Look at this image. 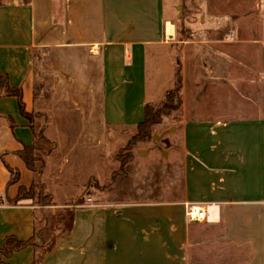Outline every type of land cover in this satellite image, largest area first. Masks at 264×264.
<instances>
[{
  "label": "crops",
  "instance_id": "1",
  "mask_svg": "<svg viewBox=\"0 0 264 264\" xmlns=\"http://www.w3.org/2000/svg\"><path fill=\"white\" fill-rule=\"evenodd\" d=\"M260 5L256 30L246 29L249 37L235 43L233 30L222 35L224 30L212 28L209 40L180 42V54L173 24L167 32L172 21L165 0H0V73L10 85L24 87L27 110L34 105L26 89L34 53L49 51L53 66L50 115L42 131L51 147L39 159L43 169L29 168L19 153L37 142L39 128L20 111L16 95H0V247L11 235L37 243L14 250L6 262L222 264L240 259L264 264V0ZM190 42L197 78L208 74L212 85H241V93L224 99L216 92L210 99L217 108L209 109L228 111L227 121L186 126L184 132L203 138L225 133L226 142L217 137L216 142L178 144V152L193 148L200 156L184 160L182 199L109 197L103 186L95 194L86 190L101 176L95 166L78 167L82 158H96L83 150H102L107 134L116 139L136 129L144 104L163 99L175 86L178 57L185 78ZM97 155L101 160L105 154ZM40 176L42 185H35ZM81 177L83 189L70 188ZM56 185L65 187L58 191ZM40 193L49 199L41 201ZM185 200H211L207 203L217 209L214 213L211 206L207 222H188L180 204ZM49 242L50 249L35 263L39 246ZM201 248L205 252L199 256Z\"/></svg>",
  "mask_w": 264,
  "mask_h": 264
},
{
  "label": "rangeland",
  "instance_id": "2",
  "mask_svg": "<svg viewBox=\"0 0 264 264\" xmlns=\"http://www.w3.org/2000/svg\"><path fill=\"white\" fill-rule=\"evenodd\" d=\"M260 2L261 0H165L167 16L175 27L174 39L179 44L177 52L181 54L183 47H181L182 43L180 42L183 40H209L211 37H214L210 32L212 28L213 30H224L222 35L228 30H233L235 35L233 41L235 43H237V40L242 39L243 35L249 37L246 31L250 30V34H252L259 24L257 13L260 11ZM189 44L185 61L187 71L185 78L182 79V86L179 92L180 103L175 100L177 107L161 116L159 122L152 124L149 137L145 140L136 141L131 146V149H126L125 145L136 129L132 132L121 133L116 139H111L110 134H107L102 150L99 148L83 150V153L91 157L93 153H96V158L84 157L82 158L83 161L82 159L80 160L82 164L79 163L78 167L82 169L83 165L86 164L95 166L96 171H99L98 173L101 176L98 181L94 182V180H91L89 184H85L86 190H91L95 194L98 191L97 188L103 186L109 188V197L134 199V197L140 198L142 195H145L144 197H162L168 200L182 199L181 197L185 194L184 160L188 159L190 161L189 157L199 160L200 156L195 153L196 151L193 148L184 149V147H181V152H178L176 149L178 144L183 141H189L194 145L203 140L216 142L218 141L217 137L226 142L227 136L225 133H221L215 138H203L202 133L184 132L186 126L198 124L205 126L217 120L227 121L230 118L227 114L228 111L209 109L211 106L213 109L217 108L213 107L216 106V103L211 102L210 99L217 98L218 94L216 92L222 93L224 99L231 96L232 93H241V85L234 84V86L230 87L226 86L225 83L220 85L217 82H215V85H212V79L208 74H204L205 77L203 78H197V74L194 72L197 62L192 59L194 43L190 42ZM239 53L237 51L235 54V60L241 59V54L239 55ZM52 67L51 53L49 51L46 53L39 50L34 53L32 70L29 81L26 82V89L30 88L32 99H34V105L32 107L28 105V109L34 113L32 120L37 128H45L46 124H48L46 116L50 115L47 111V104L50 95ZM237 67L241 68V65L236 64V75H241L242 70ZM206 70L209 71V69ZM237 102L235 100V104ZM154 105L155 108L159 107V105ZM239 136L241 138L239 137L238 141L242 142L243 134L240 133ZM73 138L74 135L72 133L70 134V140ZM119 145L121 147L115 154V150ZM40 146H42L44 152H36L39 157L43 158V153L51 147V144L42 142ZM221 146L226 148L227 145L222 144ZM118 152L124 157L129 156V154L131 155L122 171H119L120 158L118 159ZM97 153L105 154L103 159L101 157V160H99ZM75 158L77 157L74 155L72 160ZM35 164L38 169L40 167L41 169L44 168V165L39 160ZM207 168H211V166L208 165ZM222 169L225 170L224 168ZM113 170L119 172L111 174ZM42 177L44 178L45 176L43 175ZM38 180L35 185L40 184L39 186H41V176ZM82 183L84 182L81 177L70 188L83 189ZM63 187L65 186L56 185L58 191H62ZM27 192L24 191L23 194L26 195ZM42 196L44 194H41L37 198ZM208 201L195 202L207 203ZM204 222L207 221H198L197 223ZM204 252L205 250L201 248L200 251L198 249L197 254L201 256ZM244 263L245 261L240 259L222 261V264Z\"/></svg>",
  "mask_w": 264,
  "mask_h": 264
},
{
  "label": "trees",
  "instance_id": "3",
  "mask_svg": "<svg viewBox=\"0 0 264 264\" xmlns=\"http://www.w3.org/2000/svg\"><path fill=\"white\" fill-rule=\"evenodd\" d=\"M182 64L180 58L178 57L177 68H176V83L175 86L171 89H168L165 93V97L159 101L151 102L147 101L144 104V118L137 124L135 133L131 136L128 140L127 144L125 145L126 149H131V146L138 140H145L150 135V130L152 124L155 122H159L161 116L169 113L171 109L177 107L176 101L180 103V88L182 86ZM25 91L23 86H12L8 81V77L6 74L0 73V95H16L19 99L20 104V111L29 117L30 119L33 118V111L26 109L25 103ZM176 100V101H175ZM154 104L159 105V107L155 108ZM176 105V106H175ZM179 105V104H178ZM34 127V125L32 124ZM35 128V127H34ZM43 128H39V130L35 132L37 142L33 145L26 146L22 149L19 153L22 155L24 160L26 161L29 168L33 170H37L36 161L40 159L37 154V150L39 149L40 143L42 142H49L43 136ZM42 141V142H41ZM130 154L127 157H124L121 153L118 152V158H120V169L122 171L124 169L125 164L129 161ZM119 171L114 172L117 174ZM41 201H47L49 199V194H44L41 197ZM33 243L36 245L37 243L34 242L33 238L29 240H20L15 236H8L4 240L2 246L0 247V264H10L4 260V257L9 256L14 250L20 249L27 244ZM52 243H46V245H41L38 248L35 263L40 259V257L44 254V252L50 249Z\"/></svg>",
  "mask_w": 264,
  "mask_h": 264
},
{
  "label": "built area",
  "instance_id": "4",
  "mask_svg": "<svg viewBox=\"0 0 264 264\" xmlns=\"http://www.w3.org/2000/svg\"><path fill=\"white\" fill-rule=\"evenodd\" d=\"M86 201L89 203H94V198L91 195L86 196ZM78 202H76V205ZM181 209L183 214V219L188 222H198L211 219L210 210L211 204L210 203H201L195 201H182Z\"/></svg>",
  "mask_w": 264,
  "mask_h": 264
},
{
  "label": "bare ground",
  "instance_id": "5",
  "mask_svg": "<svg viewBox=\"0 0 264 264\" xmlns=\"http://www.w3.org/2000/svg\"><path fill=\"white\" fill-rule=\"evenodd\" d=\"M167 25H168V28H167V32L168 33H171L172 32V23L170 21L167 22ZM212 207L214 208L213 212L215 213L216 212V209H217V205H212Z\"/></svg>",
  "mask_w": 264,
  "mask_h": 264
},
{
  "label": "water",
  "instance_id": "6",
  "mask_svg": "<svg viewBox=\"0 0 264 264\" xmlns=\"http://www.w3.org/2000/svg\"><path fill=\"white\" fill-rule=\"evenodd\" d=\"M62 177H63V181H66V179H65L66 178V170L63 171Z\"/></svg>",
  "mask_w": 264,
  "mask_h": 264
}]
</instances>
